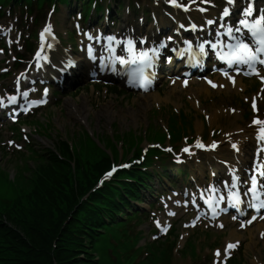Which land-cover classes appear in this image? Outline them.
<instances>
[{"label":"rangeland","instance_id":"1","mask_svg":"<svg viewBox=\"0 0 264 264\" xmlns=\"http://www.w3.org/2000/svg\"><path fill=\"white\" fill-rule=\"evenodd\" d=\"M130 2H133L134 0H129ZM136 2H138V0H135ZM168 89L164 88L163 91H166ZM80 95H82L81 93L79 94L78 98H80ZM84 95V93H83ZM233 96H236L239 100L242 98V95L240 94H234ZM113 99L116 103L117 106H108L111 108V112L110 113H105L101 107L100 109L102 110L100 113H93L90 114V117L85 116V119H83L79 124L78 122L73 121V119L68 115V114H63L60 111H57V113L54 111V113H56L54 115V119H56L58 126H60L61 130H67V131H71V133H73L74 131H78L80 129V132L83 131H88L89 133L96 131V132H100L102 135H104V128L107 126V119L110 118L112 120L117 121L119 124L117 127V131H119L120 133L122 132H127L128 130H132L134 129L135 131H137V136L138 138L141 137L143 135V132H145L147 130V127L149 125H151L153 122H156L155 124L159 123L161 126H167L166 120V114H171V113H178L180 112L182 109L186 108V112L191 113V116H195V113L199 114V112L192 107V105L190 104L188 98H182L184 101L183 103H180L179 105L174 106L173 104L170 103V101H167L166 103H164V106H160V108L158 107V105H155L153 108L149 107V106H145L143 104H137L135 101L134 104H130V105H123L122 103H120L119 101L115 100V98H111ZM110 102V101H109ZM72 106L73 104L77 107V111H80V115H83V111L80 109H78V107H80V105H76L74 101H71ZM108 103V102H107ZM184 103H187V107L186 105H184ZM210 104V100L208 102ZM228 103V102H227ZM137 104V105H136ZM103 105V104H102ZM207 106V105H206ZM166 107L167 109L164 110L166 114H162L160 116L159 120H153L150 121L152 119V116H154L152 113L155 111H160L162 108ZM75 108V107H74ZM182 108V109H181ZM111 113H113L115 116L111 115ZM118 116V117H117ZM189 116V115H188ZM179 118V119H178ZM176 118V121L173 123L170 132L172 131V133H176L177 129L181 132V133H189V128L187 126H192V123H190L187 118H181L178 117ZM99 120V123H98ZM178 120V121H177ZM124 121L126 123H124ZM137 121V122H135ZM221 121V120H220ZM196 122V121H195ZM222 125L221 127L223 128L222 130H228L230 129L229 123L226 122L225 120H222ZM221 122L219 124H221ZM247 122L244 121V119L239 121V124L241 125H245ZM38 124H42L41 121H39L37 123ZM78 124V125H77ZM121 124V125H120ZM182 127H181V126ZM56 126V124L54 125ZM217 126V125H214ZM181 127V128H180ZM213 127V126H212ZM52 128V126H51ZM137 128V129H135ZM195 129V128H194ZM225 129V130H224ZM126 130V131H123ZM208 130H206L207 132ZM53 132V129H52ZM194 132H196L194 130ZM146 146L145 144L143 146L140 147H144ZM157 154H159V152H156ZM123 152L119 151V159L123 156ZM155 154H151L150 157H154ZM228 156V155H226ZM129 158V156H128ZM30 160H32V158L28 155V157L24 158L23 160V165L25 164L26 161H28V165H26L25 169L22 170V172H24V174L22 172H14V177L11 178V172L5 170L4 168L0 167V201H4V200H9L10 198L3 196L2 194L4 192L8 193L14 189H18L21 187V180L22 183L26 186H28L27 180L31 177V170L33 171V169L37 166L38 163L35 162H30ZM117 164V162H116ZM17 167V163L15 161L11 162V169L16 170ZM206 174V173H205ZM24 177V178H23ZM32 183V182H31ZM130 233H132V230H129ZM214 234V233H211ZM204 236H206V234H204ZM186 240V238L182 239V241H180V243H184V241ZM262 242H258L257 244V249L256 251L260 250L258 253H256L250 260H245L244 264H264V241L261 240ZM196 242V241H195ZM204 244H208L207 241H203ZM109 247H114L116 251H118V247L117 246H113V245H108ZM196 247V244H192L190 243L189 248L187 250L188 255L191 254V251H193ZM159 253L161 252V250H157ZM210 250L206 249L205 254L207 255L209 254ZM156 254V252H154ZM176 254V258H179V255L175 252ZM158 255V254H157ZM147 260L148 262L144 263V264H152L153 260H155V262L158 260L156 255L153 254H148L147 255ZM137 259L132 258L131 263L135 264L137 263ZM105 264H109L108 261H105ZM179 264H190L188 261L186 262H182L179 261Z\"/></svg>","mask_w":264,"mask_h":264},{"label":"trees","instance_id":"2","mask_svg":"<svg viewBox=\"0 0 264 264\" xmlns=\"http://www.w3.org/2000/svg\"><path fill=\"white\" fill-rule=\"evenodd\" d=\"M21 217L23 219L18 218L21 222H14L18 231L6 228L0 222V243L6 252L0 264H52V259L56 264H82V241L76 240L68 231L69 227H76L74 220L63 226L59 221L52 223L49 214L45 216L48 219L45 223H39L32 216Z\"/></svg>","mask_w":264,"mask_h":264},{"label":"snow or ice","instance_id":"3","mask_svg":"<svg viewBox=\"0 0 264 264\" xmlns=\"http://www.w3.org/2000/svg\"><path fill=\"white\" fill-rule=\"evenodd\" d=\"M170 3L181 6L177 4V0H169ZM195 0H193V3ZM235 0H227V3L229 5L233 4ZM229 10L228 8L224 9L223 16H228ZM243 17L239 20L240 27H236L235 29L229 28V33L235 31L240 32L241 28L245 29L247 33L251 37V44L248 42H245L244 40L237 39V42L235 45H229L230 52L227 57L221 56V59H228L229 65H231L233 62L239 63V64H245L250 69H252L253 72H255L257 75H259L258 72H256L255 65L260 64L264 65V14L255 17L253 19H248L249 17H253V8L251 5H249L245 10L243 11ZM209 24L213 23V21L209 20ZM44 33H51L50 26L45 27L44 32L41 33V39H43ZM113 39L112 37H109V40ZM127 48L126 51L131 55V59L125 60L124 57H117L120 64H126V63H139L144 66H150V58L148 56L147 52H140L138 55L134 53L133 47H132V41L129 40L127 42ZM51 45H49L50 47ZM163 46V45H162ZM212 47H216L215 44L212 45ZM201 50H203V46L201 45ZM89 52L91 54V49H89ZM40 53H37V56H39ZM139 76H142V70L138 73ZM227 76V73H225ZM264 79V77H262ZM211 83V81H209ZM215 86V85H213ZM25 97H27V93L25 92L23 94ZM14 104L16 103V97L15 96H8L7 100L5 101V98L0 97V107H4L5 104ZM255 108V105H253ZM254 123L264 125V121L262 120H256ZM259 139H264V127L260 129V135L258 137ZM198 146L203 147V145L198 143ZM215 147V145H213ZM233 148H236V145H233ZM185 152H189L188 148L183 149ZM191 154V153H189ZM127 165H124L126 167ZM115 171V168L113 169ZM111 173H108L110 175ZM232 187L235 188L236 184L235 182L232 184ZM257 191V180L255 177L252 178V187L248 189L249 193L253 194V197L255 198V193ZM247 194V193H246ZM229 202H234L235 204H239L242 201L239 198V195L237 193H230L229 194ZM206 204L214 203V201H211L210 199L205 200ZM261 207H264V202L261 203ZM255 219V217H253ZM251 223V221H249ZM243 226V225H242ZM233 245H229V247H232ZM219 255V253H218Z\"/></svg>","mask_w":264,"mask_h":264},{"label":"bare ground","instance_id":"4","mask_svg":"<svg viewBox=\"0 0 264 264\" xmlns=\"http://www.w3.org/2000/svg\"><path fill=\"white\" fill-rule=\"evenodd\" d=\"M202 1H206V0H195V2L194 3H192L191 4V6L189 7V9H191V10H195V9H197L198 10V8H200L201 7V5H202V3H204V2H202ZM233 15V13H229V15L225 18V19H223V21H225V22H228V21H230V17ZM167 23H166V25L168 26L169 25V23H168V21H166ZM207 23V22H206ZM207 30H210V26H208V28H207ZM160 78V77H159ZM225 81H230L231 83H232V81H234V83H235V87H234V89H233V91L234 92H238V91H240V89L242 88L243 90H244V87H242L243 86V84H242V79H239V78H225ZM172 90H171V92H170V94L168 95V98H172L173 96H175L176 95V93H175V91H176V88H175V86L178 84V87H182L183 86V84L182 83H175V82H172ZM212 85H215V87L217 88V91L219 92V93H221V96H223V95H225L223 92H221L220 90H219V88H218V83H216L215 81H213L212 80ZM184 87V86H183ZM228 87V86H227ZM228 88H230V87H228ZM181 89V88H180ZM233 91H231V90H227L226 91V94H229L230 92H233ZM206 94V97H208L209 96V98H214V95L212 94V93H210V87H207V86H204V85H202V84H200V88H195L193 91L191 90L190 92H189V95L190 96H193L194 97V99H198L199 98V96H201L202 94ZM229 97V96H228ZM144 99H145V102L147 103V104H149V101H153V99L155 100V102H160V101H162V100H158L159 99V96H157V97H155V96H153V95H148V96H145V97H143ZM208 98V99H209ZM208 99L207 98H205V101H208ZM218 102V100L217 99H215L210 105H212V104H215V103H217ZM210 105H207V110H206V108L205 107H202V105H201V101L200 100H197V102H196V104H195V106H194V104H193V106H194V108H198V110L201 112V110L203 109L204 110V114H205V116H206V118H207V120H208V124L209 125H213V124H215L219 119H220V117H222V116H225L226 117V119H234L233 120V122H236V120L235 119H237L238 120V118L240 117V115L239 114H236L237 116H232V115H230L229 113H227L228 111H226L225 109H222V108H216L215 106H210ZM111 108L110 107H106L103 111L105 112V113H110L111 111ZM227 113V114H226ZM226 114V115H225ZM111 115H113V116H115L113 113H111ZM118 117V116H117ZM231 121V120H230ZM98 123H99V121H98ZM126 123V122H125ZM200 123H199V121L197 122V124L195 125V131H196V134L197 135H200L201 134V131H202V125H201V127H200V125H199ZM240 127H238V129H239ZM199 141V140H198ZM91 211H92V209H91ZM93 212V211H92ZM230 238L231 239H233V240H237L238 239V236L236 235V233L235 232H231V234H230Z\"/></svg>","mask_w":264,"mask_h":264}]
</instances>
